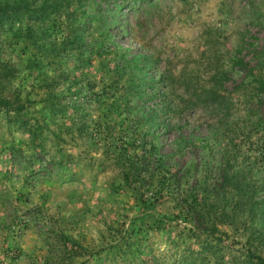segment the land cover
Here are the masks:
<instances>
[{"label":"rangeland","instance_id":"obj_1","mask_svg":"<svg viewBox=\"0 0 264 264\" xmlns=\"http://www.w3.org/2000/svg\"><path fill=\"white\" fill-rule=\"evenodd\" d=\"M28 1L62 8L0 27V264H264V107L233 66L264 75V0ZM163 107L165 133L141 119ZM154 142L170 165L203 162L143 196L120 150ZM222 153L251 179L252 217L233 190L216 199ZM185 191L221 232L194 228Z\"/></svg>","mask_w":264,"mask_h":264},{"label":"trees","instance_id":"obj_2","mask_svg":"<svg viewBox=\"0 0 264 264\" xmlns=\"http://www.w3.org/2000/svg\"><path fill=\"white\" fill-rule=\"evenodd\" d=\"M37 1L30 3L28 0H0V27L4 24L6 20H9L12 15H18L20 12H25L27 14L38 15L40 13H45L48 10H56L62 8L61 3H43L38 6L35 5ZM35 5V6H34ZM32 34V33H31ZM82 42V41H81ZM81 48L84 47L83 43ZM235 69L240 70L242 74H246L251 78L249 83V92L247 96L249 103L254 104V107H264V75L262 74V68L258 65H253L250 62L247 63L245 59H238L233 64ZM2 106L11 107L12 104L10 101L5 99H0ZM164 106V105H163ZM169 108V107H167ZM256 115L255 112H248L249 114ZM148 115L141 116L142 121H158L161 116H165V119L162 120L161 125L163 126V132H167L170 121L173 115H170V112L164 107L162 110L155 109L151 110ZM147 118V119H146ZM261 118V117H260ZM264 123V117L261 120ZM163 133V134H164ZM160 136V135H159ZM192 143L196 142L197 139H190ZM209 143V141H207ZM139 151H122L120 150V167H122V177L123 181L128 186H134L143 196H163L164 194H172L175 189H179L182 186L183 181L188 180V177L191 176L193 165H196V162H203L202 157H197L195 160L193 157L184 164L181 165L178 162L175 165H170V156L161 155L159 153V144L154 142L151 144L150 149L148 150L145 145L141 144ZM229 153H222V159L220 161L221 169L219 174V179L222 180L221 187L213 185L214 193H217L216 199L220 200L219 197H222L226 202V197L224 192L228 190H233V195L237 197V203L240 208V213L248 214L251 217L253 216V210L256 208L257 204L254 201L255 197L253 194L249 193V188H251V179L246 172L242 171H233L230 172L227 166L230 163ZM231 171L233 168H230ZM206 179V178H205ZM205 186L207 181H203ZM204 186V187H205ZM220 186V185H219ZM183 198L186 204H188V209L186 213L190 216L194 228L205 234L207 237L212 236L215 233L221 232L218 229V225L215 223L209 224V221H212V213H208L200 205H197L198 201H192V196L188 195V191L183 193ZM189 196V197H188ZM211 196H213L211 194ZM214 222L218 223L219 221L215 220ZM205 227V228H204ZM207 228H212V231Z\"/></svg>","mask_w":264,"mask_h":264}]
</instances>
